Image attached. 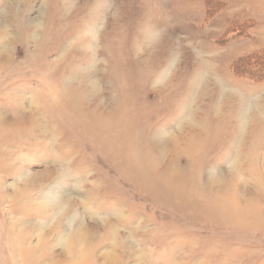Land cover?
<instances>
[{"label": "rangeland", "instance_id": "rangeland-1", "mask_svg": "<svg viewBox=\"0 0 264 264\" xmlns=\"http://www.w3.org/2000/svg\"><path fill=\"white\" fill-rule=\"evenodd\" d=\"M0 264H264V0H0Z\"/></svg>", "mask_w": 264, "mask_h": 264}, {"label": "bare ground", "instance_id": "bare-ground-1", "mask_svg": "<svg viewBox=\"0 0 264 264\" xmlns=\"http://www.w3.org/2000/svg\"><path fill=\"white\" fill-rule=\"evenodd\" d=\"M30 181H31V183L34 181L35 183H37L38 181H36V178L35 177H33V178H30ZM54 198H53V196L51 195V194H49V195H47L46 194V196H43V199L42 200H40L41 201V208L40 209H44V207H46L47 208V210L48 209H50V208H55V206L57 205V204H61V205H65L67 202H68V200L66 201V202H64V200H66V198L65 199H58V201L57 200H53ZM59 202V203H58ZM67 206H68V204L66 205V208H67ZM70 206V205H69ZM69 210V208L67 209V211ZM71 211V210H70ZM87 230H86V227H84V226H82L80 229H79V234H80V236H82V237H85L86 236V234H87V232H86ZM90 234V233H89ZM64 244V243H63ZM106 253V254H105ZM104 253V256H107V258L110 256V258L112 259L113 257V255L111 254L112 252H109V251H106ZM110 260V259H109Z\"/></svg>", "mask_w": 264, "mask_h": 264}, {"label": "trees", "instance_id": "trees-1", "mask_svg": "<svg viewBox=\"0 0 264 264\" xmlns=\"http://www.w3.org/2000/svg\"><path fill=\"white\" fill-rule=\"evenodd\" d=\"M258 56H259V55H258ZM253 59H256V57H255V58H253ZM253 59H252V60H253Z\"/></svg>", "mask_w": 264, "mask_h": 264}]
</instances>
